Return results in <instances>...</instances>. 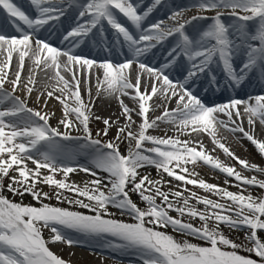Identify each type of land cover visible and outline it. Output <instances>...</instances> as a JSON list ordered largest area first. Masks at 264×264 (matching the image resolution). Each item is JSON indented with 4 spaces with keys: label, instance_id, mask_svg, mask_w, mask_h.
<instances>
[{
    "label": "snow or ice",
    "instance_id": "6c2138e0",
    "mask_svg": "<svg viewBox=\"0 0 264 264\" xmlns=\"http://www.w3.org/2000/svg\"><path fill=\"white\" fill-rule=\"evenodd\" d=\"M30 5L35 10L34 16L26 14L13 0H0V10L13 18V26L19 33L18 36L0 34V57H3L0 60V264H68L48 245L57 242L79 245V236L100 240L109 248L133 249L142 264H264V241L258 236V230L264 231V197H254L251 193L245 195L244 188L232 192L208 183L200 179L198 173L190 171L187 165L203 162L234 178L239 182L237 187L245 185L264 189V179L248 178L235 167L224 165L205 152L200 140L179 139V135L206 133L243 169L264 174V168L236 157L217 139L218 126L232 133H242L264 156V139L257 138L254 132L243 127L245 118L253 130L257 122L264 126V95L250 96L246 100L233 98L209 106L192 87L201 76H206L209 84L219 89L217 69L223 73L227 87H239L254 73L264 78V0H197L193 7L198 12L216 10V14L212 17L198 14L184 19L185 9H175L168 17L172 24L164 20L146 23L153 9L162 5V0H153L146 10H140L136 0H30ZM69 10L76 12L75 26L63 36L69 47L60 49L41 39V31L60 22ZM225 15L231 17L230 22H225ZM201 20L211 22L188 31L194 21ZM105 24L115 33L114 44L126 47L130 59L113 63L74 53V48L90 36L99 35L103 43ZM169 38L174 42L166 63L157 68L140 60ZM14 56L17 68L10 79ZM237 59L241 60L239 65ZM26 60L31 65L25 81L22 73ZM134 63L137 72L133 82L131 69ZM173 66L181 69L182 79L174 81L170 78L168 69ZM38 70L54 73L49 79L56 83L53 90L46 92V97L53 98L57 91L61 93L54 98L63 107L62 118L58 121L63 130L49 124L50 115L54 113L28 106ZM63 72L71 74V81ZM81 75L83 82L89 85L88 102L80 92ZM93 75L97 81V96L103 91L106 96H129L138 103L136 111L129 109L123 100L119 101L126 123L117 126L116 136L109 141H102L99 137L107 136L117 121L110 123L104 119L105 128L96 133V138L89 127ZM6 84L11 85L10 91L5 88ZM18 91L24 94L23 97L16 94ZM41 95L44 93L37 95V101ZM154 97L175 100L176 107L169 110L165 106L160 116L150 119L149 112L161 106L149 103ZM134 111L141 117L135 131ZM221 114L227 120L221 119ZM234 115L236 119H233ZM158 121L173 125L179 135L159 137L150 134V129L158 127ZM66 142L78 143L72 147ZM125 142L128 148L121 152L120 144ZM82 153L91 157V166L74 163L76 156ZM29 162L34 167H30ZM148 166L161 173L159 179H152L150 174L139 171ZM10 172L16 175L10 176ZM77 172L87 173L93 179L81 182L83 186H80L69 178V174ZM99 172L106 175L100 176ZM163 174L212 193L225 202L199 196L195 191H190L187 197L179 190L163 191L161 185L170 183L163 180ZM4 178L10 181L7 185L9 192L21 197L31 195L39 206L14 202L4 196ZM40 185L54 190L44 192ZM185 191L189 190L185 188ZM65 192L75 195L70 197ZM132 193L140 196L146 205L144 208L131 199ZM170 195L176 198L175 201L169 199ZM52 199L88 211L44 202ZM190 199L203 204L204 210L190 205ZM110 207L121 215H129L133 222L116 219L109 211ZM171 211L178 216L170 215ZM185 215L198 218L202 225L196 227L185 222L182 219ZM209 221L213 222L212 226ZM221 224L231 229H248L245 239L251 247L226 237L220 230ZM169 226L178 233L202 240L204 244L179 241L158 230ZM44 230L51 234L48 239L42 234ZM240 251L254 253L259 259L241 255Z\"/></svg>",
    "mask_w": 264,
    "mask_h": 264
},
{
    "label": "rangeland",
    "instance_id": "374dc122",
    "mask_svg": "<svg viewBox=\"0 0 264 264\" xmlns=\"http://www.w3.org/2000/svg\"><path fill=\"white\" fill-rule=\"evenodd\" d=\"M195 4L196 3H191L190 6L185 7V8L182 7L181 9H185V11L194 10L195 12H197V15L198 14L204 15V12H198L197 9L193 7V5ZM224 11H227V10H224ZM205 12H208V15H213V16L216 14V10L205 11ZM183 18H184V15H183ZM187 19H189V17ZM16 63H17L16 61L11 62V68L9 70L10 78H13L14 76V72L16 71V68H17ZM50 73L51 75L54 74L52 71H50ZM62 74L65 75L66 79L70 80V76L67 73L63 72ZM27 76H28V69L22 73V79L26 81ZM39 77L38 78L36 77L37 82L35 85V90L33 91L31 98L29 99L28 106L34 109H37V110L43 109V111L50 113V114L54 113V115H50V118H49V124L53 126L55 124L56 115L58 114L62 116L63 114V107L61 103L54 98L55 96L61 95V93L57 91L54 93L53 98H47V97L44 98L47 91L53 90L52 86L55 85L54 83L56 82L53 80L52 86L50 85V87L48 88L49 90L44 91ZM82 78L83 77H81V81H82ZM96 83H97L96 77L94 78L91 77L90 86H91V98L93 101V105H92V117L90 118V121H89V127L93 133V138H96V133L102 131L105 128V125L103 123L104 119H108L110 123L112 121H117L118 122L117 125H113L112 127H110L107 136L101 135L99 137V139H101L102 141H109V140H112L116 136L117 126L122 127L125 125L126 117L122 112V108L120 106L119 101L117 102L116 99L113 98L112 102H108L106 98L104 97L103 91H101L99 96H97ZM40 85L42 88H40ZM88 87L89 85L85 84V88H84L81 82L80 88L82 90L85 89V92H86V93L81 92V95H82V98L86 102L89 101V96L87 92ZM40 93H44V95H41L40 100L37 101L36 97ZM18 94H21V92L19 93L18 91ZM46 98L48 99V103H47V107L45 108L44 100ZM123 100L126 103L124 104L127 105L129 109H135L136 111H138V106L133 104L134 101L131 98L124 96ZM69 103H71V101H69ZM107 103H110V106L108 107L109 109H106ZM112 103L114 104V106H112L113 105ZM169 103L170 101L164 100V102H162V105L160 107L161 108H164L165 106L167 107ZM173 106L176 107V104L173 103ZM95 117H100V119H96ZM149 117H151V119H154L155 117H157V112L155 111L151 113ZM132 119L136 121V124L133 125V131H135L137 129V125H139V123L141 122V117L138 116L136 112L134 111L132 113ZM257 124L260 126V128L264 127V126H261L259 122H257ZM149 133L152 135L159 136V137H164L165 134H167V136H170V137H176L179 135L177 129L173 125L164 123V122H158V127L156 129H150ZM179 139L182 141L200 140L203 142L204 146L207 147V150L210 151L214 157H217L222 163L227 164V163L233 162L231 161V158L222 151V149H220L216 144L213 143L212 138L208 136L206 133L193 132L190 135L189 134L179 135ZM217 139H219L221 143H224L226 147H229L230 151L233 152L236 157H239L241 159H243L242 157H244V159L247 160L249 163H255L259 165L260 167L264 168V164H262L261 162V156L260 157L258 156L259 154L256 155L254 150H252V152L249 151L248 146L245 143L240 142L237 136L232 135L230 132L225 131L222 127H219V126H218V131H217ZM72 145H75V144H72ZM127 148H128V144L126 142L120 144L121 152H126ZM206 153L209 154L208 152ZM262 157L264 158V156ZM77 161H80L78 164L91 166L90 162H87L85 159H83L82 161L78 159ZM29 166L32 167L30 162H29ZM231 166L233 167L232 163H231ZM187 167L189 168L190 171H195L196 173H198L200 179L205 178L204 180L208 183L219 185L221 187L227 188L229 191H232V192H239L241 188H244L246 189L244 192L245 195L251 193V195H253L254 197H264V189H260L258 186H248L247 187V186L240 185V187H237V184L239 182L235 181L234 178L227 177L224 174H221V175L215 174V171L210 172V170L205 168V165L202 162H198L195 166L189 164L187 165ZM204 170L208 171L210 174L205 175L203 172ZM236 170L239 171L238 169ZM139 171L143 174H147V172H149L150 174L151 172L152 174H154L153 177L152 175H150L152 179H159L161 176V173H159L154 167H151V166L142 168ZM243 173H245L248 178H251L252 176H256L257 179H264V174H260L257 172H249V173L242 172L241 174L243 175ZM98 174L100 176L106 175L103 172H99ZM11 175H16V173L10 172V176ZM80 177L82 178L81 179L82 181L75 179L73 176H71V174H69L70 181H75L77 184H80V186H83L81 182L93 179L91 175L84 173V172H80ZM57 178L59 179L61 177L57 176ZM163 180L170 181V183L161 185V190L163 191H169V189H171V191L174 192V191L179 190L183 193L184 197L189 196L190 191H195L199 196H206L210 199H214L222 203L225 202V201H221L220 197L213 195L212 193L205 192L203 189H200L193 185H185L183 184V182L176 181L174 178L168 177L167 174H163ZM225 180H228L227 184L225 183ZM9 182L10 181L8 178H4L3 184L5 187L2 192L4 196L8 197L10 200H13L14 202H22L25 205L39 206V204H37V202L33 199L31 195L25 194L23 197H21L19 195L14 196L11 192H9L7 190V185ZM40 187H42L44 192L51 193L54 190L46 185H40ZM185 188H187L189 191H185ZM65 195H68L71 197V196H74L75 194L71 192H65ZM131 199L134 202H136L141 208H144L146 206L141 201L140 196L135 193L131 194ZM169 199L175 201L176 198L170 195ZM44 202L50 203L52 205H57L60 207L73 208L74 210H78V211L85 212V213H87L88 211L86 209L75 208V206L69 205L67 203H58V201H56L55 199L45 200ZM156 202L159 204L160 200L157 199ZM181 203H182V198H181ZM189 203L190 205H194L200 211L204 210V205L199 204L196 200L190 199ZM109 211L115 214L116 219L123 220L125 222H133L132 218L129 215H121L120 212L115 208L110 207ZM170 215H172L173 217H177L178 213H176L175 211H171ZM182 219L185 222L192 223L196 227H200L202 225V222L199 221L198 218H191L185 215L184 217H182ZM212 225H213V222L209 221V226H212ZM149 226L151 227V225ZM158 230L165 231L168 234L173 235V237L179 241L188 240L189 242L197 244V245L204 244V242L198 238H193L192 236H188V235L181 234V233L174 231L171 226L167 228L158 229ZM220 230L226 237L233 240L235 243L244 244V245H247L248 247H251V244L248 243V241L245 239V233L248 232V229L246 228L231 229L230 227L221 224ZM42 234L45 239H48L51 235L48 230H44ZM258 236L262 239V241H264V231L258 230ZM77 238L80 239L81 241L79 245L68 246L63 242H57V243H50L48 247L50 248L51 251H53V253L57 254L58 256L63 258L66 262H68V264H142L140 256L133 249L120 250L117 248H109L101 244L89 242L85 240L84 237L82 236H79ZM108 239H113V238L109 237ZM116 242L118 243L119 241H116ZM240 254L245 255V256H250L252 259H259L255 256L254 253L250 254L247 251H240ZM124 258H128L130 262L123 261L122 259Z\"/></svg>",
    "mask_w": 264,
    "mask_h": 264
},
{
    "label": "bare ground",
    "instance_id": "6f19581e",
    "mask_svg": "<svg viewBox=\"0 0 264 264\" xmlns=\"http://www.w3.org/2000/svg\"><path fill=\"white\" fill-rule=\"evenodd\" d=\"M20 3H23V1L22 0H20ZM28 10H33L32 12H29V15L31 16V15H33L34 14V12H35V10L33 9V8H29ZM1 11V10H0ZM231 21V18L229 19H226L225 20V22H230ZM0 28H2L3 29V31H5V29H4V26L3 25H1L0 26ZM5 35H7L6 34V32H5ZM13 35H19V33H13L12 34V36ZM40 38H41V36H40ZM49 43L50 44H53L54 46H56V44L57 43H52L51 41H49ZM61 47L63 48V49H67L68 47H69V45H68V43L66 42V43H63V44H61ZM154 49V53H158V52H160L161 50H162V48H159V47H155V48H153ZM74 53L75 54H77V55H84L85 54V52L84 51H80V50H76L75 48H74ZM3 59V57H0V60H2ZM140 60L142 61V62H144V63H146V64H148L149 66H153V67H157L158 68V64L157 63H155V60H152V59H145V58H143V57H141L140 58ZM12 61H16L17 62V60H16V57L14 56L13 57V60ZM62 62H63V58H62ZM17 64V63H16ZM31 65V62L30 61H27L26 60V62H25V69H24V71H26L28 68H29V66ZM50 71L51 70H49L47 73H45L44 71H40V70H38V72H37V78L39 77V75H40V82L42 83V86H43V90L44 91H47V90H49L48 88L50 87V85L52 86V84H53V80H51V79H49V77H51L52 75H51V73H50ZM64 73H67V72H64ZM69 76H70V81H71V74L70 73H67ZM168 74L170 75V78L171 79H173L174 81L175 80H177V79H180L179 78V76H174V75H172L169 71H168ZM135 75H136V69H131V78H133L134 80H135ZM254 75V74H253ZM81 77H83V75H81ZM94 77H96L95 75H93L92 76V78H94ZM134 80H133V82H134ZM55 84V83H54ZM48 86V87H45V86ZM82 85H83V87L85 88V84H84V82H83V78H82ZM40 88H42L41 87V85H40ZM224 88V87H223ZM144 90V86H143V82H142V85H141V91H143ZM50 91V90H49ZM130 92H131V90H129ZM149 91H150V89H149ZM80 92H83V93H86L85 92V89L84 90H82L81 88H80ZM222 92V91H221ZM194 93L196 94V95H198V93L196 92V90H194ZM207 93H208V91H207ZM23 93H21V96L23 97ZM206 95V94H205ZM250 95H252V96H256V95H264V86H259L258 84H256V85H252V79L251 78H248V79H246L243 83H242V86H241V88L239 89V91H235V92H226V93H222V94H220V95H218V96H211V95H206V96H209V97H211L212 98V100L211 101H209V102H218V103H225V102H228L230 99H233V98H237V99H242V100H246V99H248V97L250 96ZM46 97V95L44 96V98ZM104 97L106 98V100L108 101V102H112V99L114 98V99H116V101L118 102V101H120V100H123V97L124 96H119V97H116V96H106L105 94H104ZM126 97H129V96H126ZM31 98V97H30ZM29 98V99H30ZM133 100V99H132ZM134 101V103L133 104H135V105H137L138 106V103L135 101V100H133ZM161 101H163L164 102V99L163 98H158V97H154L153 98V101H150L149 103L150 104H153V103H155V104H157V105H162V103H161ZM123 103H125L124 102V100H123ZM173 103H175V100H171L170 101V105H173ZM206 104H207V102H205ZM113 104V103H112ZM126 104V103H125ZM110 106V103H107V105H106V109H109L108 107ZM112 106H114V104L112 105ZM163 107V106H162ZM109 111V110H108ZM157 112V115L158 116H160L161 114H162V112L164 111V108H161V107H157L154 111H150L149 112V116H150V114L151 113H153V112ZM241 111H242V106H241ZM233 117H235V115L233 116ZM62 118V116H60V115H56V118H55V124H54V126L55 127H60L61 128V130H63V127L61 126V125H59L58 124V121L60 120ZM220 118L221 119H224V120H226V118L227 117H225V116H223L222 114L220 115ZM243 124H244V126H246V129H247V131H251V132H254V134L257 136V138H259V139H264V127L263 128H260V126L258 125V124H256V126H255V129L253 130L252 128H250V126L248 125V123H247V119L245 118L244 119V121H243ZM232 126H234V125H232ZM223 128V127H222ZM223 129H225V128H223ZM226 131H228V132H230L232 135H234V136H237V135H239V136H237L238 137V139L240 140V142H242V143H245L247 146H248V150L249 151H251L252 152V150H254V152H255V154L257 155V154H259V152H258V150L255 148V146L254 145H252L251 144V142L250 141H248L246 138H244L243 137V134L242 133H239V132H237V133H232L231 131H229V130H227V129H225ZM202 142V141H201ZM202 145H203V148H204V150L206 151V152H210V151H208L207 150V147L206 146H204V144H203V142H202ZM198 150H200L199 148H198ZM209 155H211L213 158H215V159H218L217 157H214L213 156V154L210 152L209 153ZM259 157L261 156V162H262V164H264V158L262 157V155H258ZM231 158V157H230ZM243 159H244V157H242ZM219 160V159H218ZM229 160V159H228ZM220 161V160H219ZM230 161V160H229ZM231 161H233V162H231ZM231 163L233 164V167H235L236 169H238L241 173L242 172H246V173H249V172H255V171H248V170H245V169H243L242 168V166H240L238 163H237V161L235 160V159H233V158H231ZM221 162V161H220ZM203 163V162H202ZM222 163V162H221ZM231 163H227V164H225V163H223L224 165H226V166H231ZM205 165V164H204ZM32 167H34V166H32ZM205 168H207L208 170H210V172H213V171H215V174H224V173H222V172H220L219 170H216V169H212V168H210L209 166H207V165H205ZM204 172V174L205 175H208V174H210L208 171H206V170H204L203 171ZM147 174H149V172H147ZM150 175H152V177L154 176V174H152L151 172H150ZM225 176H226V174H224ZM243 175L244 176H246L247 177V175L245 174V173H243ZM71 176H73L75 179H77V180H81L82 178L80 177V172H77V173H73V174H71ZM205 179V178H204ZM82 181V180H81ZM243 186H245V185H243ZM248 187V186H247ZM123 261H126L125 259H122Z\"/></svg>",
    "mask_w": 264,
    "mask_h": 264
}]
</instances>
